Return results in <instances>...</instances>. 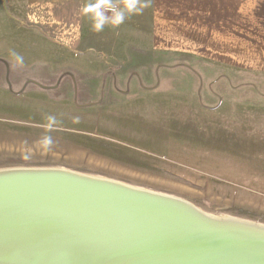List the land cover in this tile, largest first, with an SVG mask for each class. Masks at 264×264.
<instances>
[{
    "label": "rangeland",
    "instance_id": "1",
    "mask_svg": "<svg viewBox=\"0 0 264 264\" xmlns=\"http://www.w3.org/2000/svg\"><path fill=\"white\" fill-rule=\"evenodd\" d=\"M25 1L0 0V57L14 89L75 78L17 94L0 62V168H67L264 224V73L195 68L191 54L153 48L150 0L119 25L109 21L125 0L102 7L100 31L87 13L75 47L28 26Z\"/></svg>",
    "mask_w": 264,
    "mask_h": 264
},
{
    "label": "water",
    "instance_id": "2",
    "mask_svg": "<svg viewBox=\"0 0 264 264\" xmlns=\"http://www.w3.org/2000/svg\"><path fill=\"white\" fill-rule=\"evenodd\" d=\"M0 62L17 94L75 78L16 91ZM0 264H264V224L67 168H0Z\"/></svg>",
    "mask_w": 264,
    "mask_h": 264
},
{
    "label": "crops",
    "instance_id": "3",
    "mask_svg": "<svg viewBox=\"0 0 264 264\" xmlns=\"http://www.w3.org/2000/svg\"><path fill=\"white\" fill-rule=\"evenodd\" d=\"M93 1L26 0L24 21L48 40L75 47L87 20L83 8ZM109 3L118 5L120 0ZM150 4L153 48L191 54L195 68L217 64L264 73V0H150Z\"/></svg>",
    "mask_w": 264,
    "mask_h": 264
},
{
    "label": "clouds",
    "instance_id": "4",
    "mask_svg": "<svg viewBox=\"0 0 264 264\" xmlns=\"http://www.w3.org/2000/svg\"><path fill=\"white\" fill-rule=\"evenodd\" d=\"M146 5L139 4L138 0H125V8L120 10L119 12H116L114 15V18H112L109 22L113 25H119L124 22L125 19V11L127 13H139L142 11L143 7ZM102 7H109L111 8L112 5L109 3V0H98V2L94 5H87L83 8L84 13H94L95 23H94V30L100 31L101 26L105 23V20L107 19L100 9ZM49 124L47 127L51 128L53 124L56 123V119L53 116L48 117ZM52 143V140L50 137L46 138L44 140L45 146L50 145Z\"/></svg>",
    "mask_w": 264,
    "mask_h": 264
},
{
    "label": "bare ground",
    "instance_id": "5",
    "mask_svg": "<svg viewBox=\"0 0 264 264\" xmlns=\"http://www.w3.org/2000/svg\"><path fill=\"white\" fill-rule=\"evenodd\" d=\"M150 191V190H149ZM203 211V210H202ZM207 213V212H206ZM208 215H210V216H213L212 214H210V213H207ZM213 217H216V216H213ZM216 218H218V219H221V220H231V221H234V220H237V219H233V218H228V217H216Z\"/></svg>",
    "mask_w": 264,
    "mask_h": 264
},
{
    "label": "built area",
    "instance_id": "6",
    "mask_svg": "<svg viewBox=\"0 0 264 264\" xmlns=\"http://www.w3.org/2000/svg\"><path fill=\"white\" fill-rule=\"evenodd\" d=\"M108 10H112V11H113V10H115V7H114V8H113V7H111V8H110V9H108Z\"/></svg>",
    "mask_w": 264,
    "mask_h": 264
}]
</instances>
